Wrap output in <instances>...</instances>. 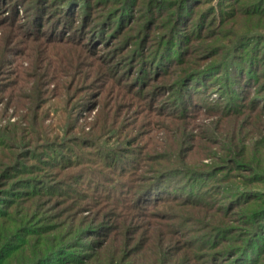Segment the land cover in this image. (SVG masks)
<instances>
[{
    "label": "rangeland",
    "instance_id": "374dc122",
    "mask_svg": "<svg viewBox=\"0 0 264 264\" xmlns=\"http://www.w3.org/2000/svg\"><path fill=\"white\" fill-rule=\"evenodd\" d=\"M261 212L264 0H0V264H231Z\"/></svg>",
    "mask_w": 264,
    "mask_h": 264
},
{
    "label": "trees",
    "instance_id": "16d2710c",
    "mask_svg": "<svg viewBox=\"0 0 264 264\" xmlns=\"http://www.w3.org/2000/svg\"><path fill=\"white\" fill-rule=\"evenodd\" d=\"M183 10H184V8H179L178 9V12H182V14L184 13L183 12ZM182 17V16H181ZM246 36H250V34H247V35H241V36H239V38H238V40L240 39H243L244 37H246ZM231 50H232V47H231ZM231 50H230V52H231ZM254 51V48H251V51H250V53H249V58L247 59V63L245 62V63H241L242 61L241 60H237V58H235V57H237V54H235L234 52H231L232 53V56H230V58H233V59H235L236 61H233V63L232 62H227L226 63V65H224V72H228V78L226 77V79H228V81H230L231 82V80L235 77L236 78V76L237 77H239L240 78V72H239V70L238 69H240V68H244V66L245 67H248L251 71H252V68H253V66H254V64H253V61L255 60V58H254V56L255 55H257L258 53H255V55H253V52ZM257 57V56H256ZM170 58V50H168V51H166L165 50V54H163L162 55V63H167V62H169V59ZM227 60H229V58L228 59H226L225 61H227ZM238 61H240V63L238 62ZM244 64V66H242ZM162 65H164V64H160V67H162ZM231 66V67H233V69H235V70H231V71H228V69L226 68L227 66ZM192 73H194L193 75H192ZM199 73L200 72H190L189 74H186L185 75V83H184V85H192V83H195L194 82V80H196V78L194 79V77H198L199 76ZM251 76L250 75H247L246 76V79L248 80L249 78H250ZM187 79V80H186ZM241 79H243V78H241ZM191 81V82H190ZM243 82L242 81H240V84H242ZM183 94V90H180L179 91V95H178V98H179V96H181ZM179 101V100H178ZM127 152L128 151H126V152H123L125 155H127ZM114 158H115V156H114ZM116 159V158H115ZM116 162V161H115ZM116 165V164H115ZM48 190V189H47ZM49 191V190H48ZM152 191V190H151ZM264 213H262L261 212V216L263 215ZM260 223H264V218H261L260 219V221H259ZM254 225V224H253ZM255 226V225H254ZM263 227H261V228H264V224L262 225ZM256 229V228H255ZM246 245L244 246V248L241 250V252H239L238 253V255H236L235 256V262L233 261L231 264H245L244 263V261H242V262H240V257L242 256V258H243V255L245 256L246 254H248V255H250V257H249V259H248V261H247V263L249 262V264H255V260H253V252H254V255L256 254V253H258L260 250H261V248L262 247H264V240H261V238H260V235H259V231L257 230H255V233H253V234H251L250 235V237L248 238V240L246 241V243H245ZM56 249L57 248H54V250H53V252H52V254H51V256L50 257H52L53 255L56 257V256H58V255H60V254H62V251L61 250H59L58 252H56ZM3 251H4V248L2 249ZM253 250V251H252ZM49 257V259L48 260H50V259H52V258H50ZM54 257V258H55ZM242 258H241V260H242ZM76 262V261H75ZM75 262H72V264H75ZM70 263H71V261H70ZM80 264H82V263H80ZM213 264H215V262H213Z\"/></svg>",
    "mask_w": 264,
    "mask_h": 264
}]
</instances>
